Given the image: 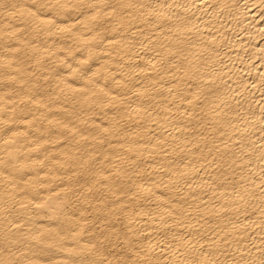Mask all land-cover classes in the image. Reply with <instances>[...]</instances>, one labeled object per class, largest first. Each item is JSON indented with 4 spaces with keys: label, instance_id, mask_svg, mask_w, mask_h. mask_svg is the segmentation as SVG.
<instances>
[{
    "label": "bare ground",
    "instance_id": "1",
    "mask_svg": "<svg viewBox=\"0 0 264 264\" xmlns=\"http://www.w3.org/2000/svg\"><path fill=\"white\" fill-rule=\"evenodd\" d=\"M0 264H264V0H0Z\"/></svg>",
    "mask_w": 264,
    "mask_h": 264
}]
</instances>
